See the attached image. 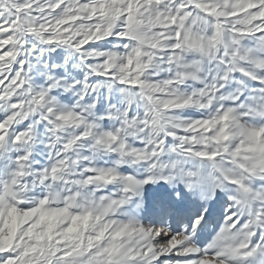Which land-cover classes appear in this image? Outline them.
I'll use <instances>...</instances> for the list:
<instances>
[{
	"label": "snow or ice",
	"instance_id": "snow-or-ice-1",
	"mask_svg": "<svg viewBox=\"0 0 264 264\" xmlns=\"http://www.w3.org/2000/svg\"><path fill=\"white\" fill-rule=\"evenodd\" d=\"M0 264H264V0H0Z\"/></svg>",
	"mask_w": 264,
	"mask_h": 264
}]
</instances>
